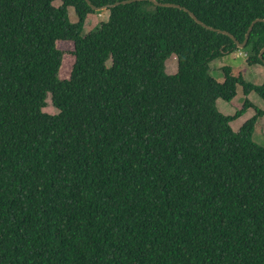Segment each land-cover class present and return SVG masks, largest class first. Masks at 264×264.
Returning <instances> with one entry per match:
<instances>
[{"label": "trees", "instance_id": "obj_1", "mask_svg": "<svg viewBox=\"0 0 264 264\" xmlns=\"http://www.w3.org/2000/svg\"><path fill=\"white\" fill-rule=\"evenodd\" d=\"M54 1L0 0V264H264V147L252 141L264 109L216 106L237 85L264 100V82L229 66L218 82L209 67L235 42L150 1L111 7L83 33L101 11ZM158 1L240 42L264 18V0ZM58 41L73 43L67 78ZM263 46L257 21L248 65Z\"/></svg>", "mask_w": 264, "mask_h": 264}, {"label": "rangeland", "instance_id": "obj_2", "mask_svg": "<svg viewBox=\"0 0 264 264\" xmlns=\"http://www.w3.org/2000/svg\"><path fill=\"white\" fill-rule=\"evenodd\" d=\"M60 3L61 1L59 0H55L53 2L54 5H59ZM68 16L71 22H75L77 20L76 14L74 13V10L71 6L68 8ZM107 17V10L88 14L84 22L83 33H86L90 30H94L95 28L99 27L100 22L106 20ZM57 47L64 52L62 65L59 70V76L60 78H67L70 74L71 66L74 61V57L71 53V51L73 50V43L71 41H58ZM244 53L245 52L243 50H238L212 60L209 63L211 75L218 82H222L224 79L222 67L229 66L232 68L233 72L236 73L235 75H238L240 73L243 76L244 80L256 85L262 84L264 82L263 74L257 72L254 69L253 65L249 66L247 64V55H245ZM263 66L264 63H260L259 65L255 66V68L260 69L264 72ZM165 70L169 74H173L176 72L177 61L174 55H171L166 59ZM245 98H248L251 102H253L256 107L264 109V100L259 97L255 92H250V94L245 95L240 85H237L236 95L232 99V102H227L223 99H217L216 106L218 110L224 115H233L235 113V110L241 107ZM46 101L47 105L43 108V110L51 114L57 113V109L51 104L49 95L47 96ZM254 113V108H249L245 112L246 115H242L244 116L242 119L241 116L230 123L231 127L235 131H237L240 126L244 123V121L250 118ZM252 141L264 147V114L263 116L259 117L255 123L254 131L252 134Z\"/></svg>", "mask_w": 264, "mask_h": 264}, {"label": "water", "instance_id": "obj_3", "mask_svg": "<svg viewBox=\"0 0 264 264\" xmlns=\"http://www.w3.org/2000/svg\"><path fill=\"white\" fill-rule=\"evenodd\" d=\"M87 2V4L91 7L92 10L94 11H103V10H107L111 7H114V6H118V5H121V4H127V3H131V2H137V1H150L152 2L153 4L157 5V6H165V7H175V8H179V9H182L184 10L185 12H187L189 14V16L196 22L198 23L199 25H201L202 27L206 28V29H210L212 31H217L219 33H222V34H225L227 36H229L236 44L237 48L238 49H242L247 41H248V38H249V34H250V31L253 27V25L255 24V22L257 21H263L264 22V18H257L255 20H253L250 25L248 26V29L244 35V38L243 40L240 42L239 40H237L230 32L226 31V30H220V29H215L211 26H208L206 25L205 23H203L202 21H200L196 15L191 12L189 9L185 8V7H182L178 4H174V3H169V2H160L158 0H122V1H116L112 4H109V5H104V6H100V7H97L95 5H93L89 0H85ZM264 52V46L260 49V52H259V57L260 59L262 58V54Z\"/></svg>", "mask_w": 264, "mask_h": 264}, {"label": "crops", "instance_id": "obj_4", "mask_svg": "<svg viewBox=\"0 0 264 264\" xmlns=\"http://www.w3.org/2000/svg\"><path fill=\"white\" fill-rule=\"evenodd\" d=\"M257 65H259V64L253 65V66H254V69H255L257 72H260L261 74H263V76H264V72H263L262 70L255 68V66H257ZM221 66H222V64H221ZM249 66H251V65H249ZM263 69H264V66H263ZM249 94H250V93H249ZM252 103H253V102H252ZM253 104H254V103H253ZM243 115H246V114L244 113ZM243 117H244V116H242L241 119H242ZM238 125H239V124H238ZM238 127H239V126H238Z\"/></svg>", "mask_w": 264, "mask_h": 264}, {"label": "clouds", "instance_id": "obj_5", "mask_svg": "<svg viewBox=\"0 0 264 264\" xmlns=\"http://www.w3.org/2000/svg\"><path fill=\"white\" fill-rule=\"evenodd\" d=\"M242 49H243V48H242ZM242 49H238V50L240 51V50H242ZM238 50H237V51H238ZM244 54L246 55V53H244ZM255 65H256V64H255ZM231 69H232V68H231ZM252 92H254V91H252ZM216 101H217V100H216ZM251 108H252V107H251ZM217 109H218V108H217ZM248 109H249V108H248ZM248 109H247V110H248ZM235 111H236V110H235ZM241 116H242V115H241ZM241 116H240V117H241ZM238 118H239V117H238ZM236 119H237V118H236ZM234 120H235V119H234ZM232 121H233V120H232ZM232 121H231V122H232ZM231 122H230V123H231ZM230 126H231V125H230ZM232 129H233V128H232ZM233 130H234V129H233ZM234 131H235V130H234Z\"/></svg>", "mask_w": 264, "mask_h": 264}]
</instances>
